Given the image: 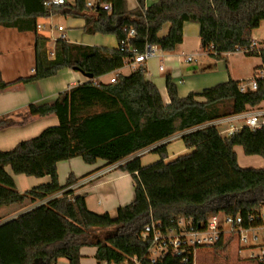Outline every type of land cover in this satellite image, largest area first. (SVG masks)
I'll return each instance as SVG.
<instances>
[{"label": "trees", "instance_id": "1", "mask_svg": "<svg viewBox=\"0 0 264 264\" xmlns=\"http://www.w3.org/2000/svg\"><path fill=\"white\" fill-rule=\"evenodd\" d=\"M86 3L74 0L73 5L46 8L44 0H0L1 27L36 33L38 19L70 16L84 20L86 34L111 35L118 43L116 49H107L58 39L50 60L49 40L37 36L34 75L14 84L48 79L66 69L91 79L106 76L121 69L125 60L143 54L147 46L173 52L182 43L185 23L199 26L201 49L221 60L223 54L248 48L253 31L264 21V0H153L147 8L144 0H137L132 11L124 0H95L92 7ZM104 5H111V11ZM166 25V36L160 37ZM131 30L134 35L128 37ZM244 56L261 59L256 70L264 67V48ZM240 84L228 80L180 98L167 76L170 104L164 106L156 87L146 81L145 69L139 67L127 77L117 76L114 83L75 86L60 93L52 105H29V116L54 115L58 126L0 151V208L36 204L63 193L0 224V264H56L59 259L80 264L82 248H96L97 264H120L130 258L139 264H193L189 252L167 253L152 263L147 255L150 240L141 238L144 228L154 221L163 231L177 230L180 220H191L197 230L212 215L239 214L246 221L248 215L257 214L264 206V167L240 168L234 147H241L245 156L264 159V127H243L229 136L213 126L203 128L181 138L185 148L192 149L188 154L165 162L166 148L160 146L153 150L160 161L151 166L142 167L140 158L122 164L118 169L131 176L135 198L118 208L115 218L90 212L85 197L70 190L76 183L72 175L60 186L57 164L80 158L88 165L97 160L114 165L178 132L264 104L262 80H257L255 91L242 93ZM9 86L0 83L1 90ZM10 123L2 119L0 128ZM7 167L14 175L49 177L50 182L20 194ZM226 248L217 244L207 249L213 253Z\"/></svg>", "mask_w": 264, "mask_h": 264}, {"label": "crops", "instance_id": "2", "mask_svg": "<svg viewBox=\"0 0 264 264\" xmlns=\"http://www.w3.org/2000/svg\"><path fill=\"white\" fill-rule=\"evenodd\" d=\"M124 1L128 11L135 10L138 7L137 0ZM152 2L153 0H144L145 8L149 7ZM65 3L73 5L74 0L72 4L67 3L66 0ZM94 3L95 0H87L86 5H91L92 7ZM55 16L51 15L46 19H38L37 25L42 26L44 29H39L36 33L18 32L16 29L0 26V83L12 85L4 90L0 89V120L6 118L11 121L7 127L0 128V151H9L19 142L37 137L46 128L58 126V119L54 115L43 118L29 116V105H52L60 93L87 82L93 84H108L111 79H115L119 75L127 77L139 67H143L145 69L146 81L156 87L163 105L168 106L170 99L165 85L167 76H170L175 84L178 96L183 98L190 93H199L206 88L214 87L228 80L245 83L253 76L256 69L262 65L261 59L257 58L259 59V63L252 67L250 76L244 78L236 76L237 70L231 68L229 64V57L236 55L235 53L223 54L221 60L208 56L214 61L225 62L226 71H222L221 67L218 66L219 71L217 73L211 72V70L198 73L200 70L194 65L189 69L192 70V74L184 76L185 80H183L179 71L182 61L184 62V58L191 56L194 61L189 65L196 63V51L188 49L191 42L194 41L197 46L199 45L201 54L206 55L200 46L199 26L197 24L185 23L182 29V43L173 52H162L158 47H152L153 55L147 58L144 63L135 64L133 59H127L121 69L97 79H88L80 72L66 69L48 79L28 84H14L20 79H26L34 75V46L36 37L42 36L47 39L51 37L49 26L54 24L53 18ZM63 17L68 19L73 29L81 30L86 34L83 29L85 24L83 19L70 16ZM168 29V25L164 26L159 36H166ZM56 32L58 31L54 30L51 34L54 38L57 39L62 36V39L72 44L107 49H116L118 47L115 37L111 35L86 34L91 37H84L85 35H82L81 32H78L77 35L76 33L64 35L63 31L62 33L58 32V35L55 36ZM47 46V51L54 50L55 45L51 42H48ZM247 58L251 59L256 57ZM53 59L54 57L50 58V60ZM256 108H264V104ZM256 108H248L243 114L222 118L190 130L178 132L114 165H107L102 160H97L95 164L88 165L80 158L59 162L57 164L58 183L60 186H64L69 175H72L76 180V183L70 188L73 191V195L84 196L87 209L90 212L95 214L107 213L110 217L115 218L118 208L129 205L135 198L133 180L130 175L121 172L118 169L119 166L135 158H140L142 167L151 166L160 161L159 156L153 153V150L160 146H165L167 154L165 162H170L178 156L192 152V149L185 148L181 140L184 135L213 126L216 127L222 136H227V130L232 129L236 132L245 127L248 118L252 116L261 118L264 116V114L260 115L253 110ZM234 152L240 168L261 169L264 167V159L259 156H245L241 147H234ZM147 156H150V158L147 160L148 162H144ZM6 172L12 177L16 189L20 194H24L35 187L50 182L49 177L34 178L14 175L9 167L6 168ZM62 193L55 194L36 204L25 202L22 205L1 207L0 224L18 217L20 214L40 203H44L52 198H59ZM95 253L96 248H82L80 250V264H97ZM197 261L198 255L196 256ZM56 264L69 263L65 259H59ZM200 264L204 263L202 262Z\"/></svg>", "mask_w": 264, "mask_h": 264}, {"label": "built area", "instance_id": "3", "mask_svg": "<svg viewBox=\"0 0 264 264\" xmlns=\"http://www.w3.org/2000/svg\"><path fill=\"white\" fill-rule=\"evenodd\" d=\"M65 0H44V6L46 8L58 7L65 5ZM91 7V5H87ZM103 9L110 12L111 5H104ZM44 29L42 26L37 25V30ZM59 33L63 32V29H56ZM54 28L49 26V32L52 34ZM50 34L48 39L53 45L58 39H62V36L57 39ZM134 32L131 30L128 37H133ZM260 41L252 36L249 40V47L238 50L237 53L246 55L253 51H259ZM131 50H128L130 52ZM153 55L152 47L147 46L143 54H138L133 58L135 64L144 63L147 58ZM48 59L54 57V50L47 51ZM194 61L193 57L189 56L184 58L186 64H191ZM257 80L264 82V67L256 70L253 76L246 83H241L239 86L240 92L255 91L257 89ZM115 79H111L110 83H114ZM245 127L249 129H260L264 127V122L260 121L257 116H252L246 120ZM235 131L229 129L226 131V135L229 136ZM244 222L247 223V227H244ZM178 229H167L163 231L159 222L151 221L150 225L146 226L142 232L141 238L143 241L150 240V248L148 249V258L154 263L159 259H162L167 253H171L175 256L186 255L187 252L192 254L193 264H200L196 262V256L201 249H207L209 247L221 244L226 246L234 240L237 241L239 249H248L250 251L248 259L253 261L254 264H264V243L258 244V237L253 235L248 237L250 233H254L259 228L264 227V206L259 210L257 214H250L247 216L246 221L239 215H225L217 214L208 218L206 223L199 229L195 230L192 225V221L180 220L178 222ZM185 261V260H184ZM102 264H109L104 262ZM112 264V263H111ZM120 264H139L137 258H130Z\"/></svg>", "mask_w": 264, "mask_h": 264}, {"label": "rangeland", "instance_id": "4", "mask_svg": "<svg viewBox=\"0 0 264 264\" xmlns=\"http://www.w3.org/2000/svg\"><path fill=\"white\" fill-rule=\"evenodd\" d=\"M89 1H92V0H89ZM66 2L69 4H72L73 0H66ZM53 22L54 24L52 25V27L55 28L54 30L61 27L64 31V35H70L71 33H76L77 35L78 32H81L82 35H85L84 37H91L89 35L84 34L81 30L73 29V27H71V25L69 24L68 19L64 18L61 15H56L53 18ZM57 35H58V32H56L55 36ZM252 35L257 40L260 41V47L264 48V21L261 22L259 28L253 31ZM188 49L196 51V54H195L196 63L189 65L182 61L179 72L183 80H185L184 76H189L192 74V70H189V69L192 68L194 65L199 68L200 71L198 73L205 72L207 70H211V72L217 73L219 71L218 66L221 67L222 71H226L225 62L223 61L217 62V61L212 60L208 56L201 54L199 45L197 46V44L194 41L191 42V44L188 46ZM47 50H48V46H47ZM235 54L236 55L229 57V64L231 68H234L237 70L236 76L248 78L250 76L252 67L255 64L259 63V59L257 58L248 59L241 53H235ZM253 110L259 113L260 115L264 114L263 113L264 108H256ZM13 121H17V120H13ZM149 158L150 156H147L144 162H148L147 160ZM253 235L258 237V244L264 243V227L263 229L259 228L254 233H250L248 237L251 238ZM226 247H227L226 250L219 249L218 251L213 252V253L209 251V249L201 250L198 254V263L203 262L204 264H254L253 261L248 259L250 251L248 249H239L238 243L236 240L226 245ZM203 254L205 255L202 256Z\"/></svg>", "mask_w": 264, "mask_h": 264}, {"label": "water", "instance_id": "5", "mask_svg": "<svg viewBox=\"0 0 264 264\" xmlns=\"http://www.w3.org/2000/svg\"><path fill=\"white\" fill-rule=\"evenodd\" d=\"M86 78H88V79H91V76H89V75H84Z\"/></svg>", "mask_w": 264, "mask_h": 264}]
</instances>
